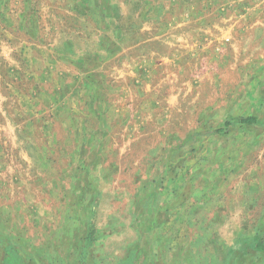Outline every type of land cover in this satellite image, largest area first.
I'll return each instance as SVG.
<instances>
[{
    "label": "rangeland",
    "instance_id": "374dc122",
    "mask_svg": "<svg viewBox=\"0 0 264 264\" xmlns=\"http://www.w3.org/2000/svg\"><path fill=\"white\" fill-rule=\"evenodd\" d=\"M215 2L129 0L133 12L144 4L147 23L168 19L170 4L178 22L207 21L209 7L197 6ZM179 44L176 56L162 50L175 61L142 78L162 87L163 135L135 142V159L122 167L129 172L96 171L103 157L76 140L79 122L71 124L69 109L49 106L56 94L47 86H69L71 78L37 75L36 62L21 53L2 61L0 264H264V108L251 107L248 90L229 107L239 93L232 77H213L208 62L192 60ZM251 114L262 121L235 120ZM122 143L109 142L110 161Z\"/></svg>",
    "mask_w": 264,
    "mask_h": 264
},
{
    "label": "crops",
    "instance_id": "0c3cea01",
    "mask_svg": "<svg viewBox=\"0 0 264 264\" xmlns=\"http://www.w3.org/2000/svg\"><path fill=\"white\" fill-rule=\"evenodd\" d=\"M38 1L39 5L35 0H0V64L16 61V54L21 53L36 62L37 75L56 77L59 82L73 80L69 86H47L46 92L56 94L49 106L56 112L69 109L71 124L79 122L74 130L76 140H88L89 155L103 157L95 163L96 171L129 172L122 167L135 159V142L162 138V87L144 84L142 78L153 75L162 62L177 59L166 56L163 49L176 56L179 43H184L192 60L206 61L216 71L213 77L231 76L239 93L234 90L229 107L242 90H248L245 97L251 107L264 108V0H216L213 5H198L201 10L209 7L210 18L199 22H178L172 14L177 5L170 4L168 19L152 23L144 21V4L133 12L129 0ZM186 7L193 10L196 6ZM185 28L190 33L179 35ZM177 100L176 96L172 103ZM87 102L89 108L84 112L82 105ZM246 117H255V124H241L239 119ZM257 117L251 114L235 120L251 127L262 121ZM115 139L124 143L113 147V162L108 159L109 142ZM121 185L130 189L127 183Z\"/></svg>",
    "mask_w": 264,
    "mask_h": 264
},
{
    "label": "trees",
    "instance_id": "16d2710c",
    "mask_svg": "<svg viewBox=\"0 0 264 264\" xmlns=\"http://www.w3.org/2000/svg\"><path fill=\"white\" fill-rule=\"evenodd\" d=\"M256 118L255 117H246V118H242V119H239L240 120V123L241 124H245V125H253V124H255V122H256V120H255ZM228 125H229V123L228 122H226L225 123V127H228ZM223 131V129H217V132H222Z\"/></svg>",
    "mask_w": 264,
    "mask_h": 264
}]
</instances>
